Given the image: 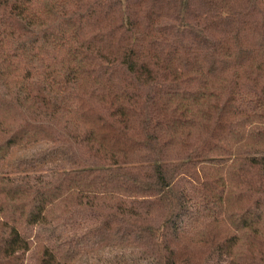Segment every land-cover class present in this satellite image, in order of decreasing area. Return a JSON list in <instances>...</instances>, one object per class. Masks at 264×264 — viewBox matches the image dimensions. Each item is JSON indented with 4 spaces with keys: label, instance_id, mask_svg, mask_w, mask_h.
<instances>
[{
    "label": "trees",
    "instance_id": "16d2710c",
    "mask_svg": "<svg viewBox=\"0 0 264 264\" xmlns=\"http://www.w3.org/2000/svg\"><path fill=\"white\" fill-rule=\"evenodd\" d=\"M81 257L264 264V0H0V264Z\"/></svg>",
    "mask_w": 264,
    "mask_h": 264
},
{
    "label": "rangeland",
    "instance_id": "374dc122",
    "mask_svg": "<svg viewBox=\"0 0 264 264\" xmlns=\"http://www.w3.org/2000/svg\"><path fill=\"white\" fill-rule=\"evenodd\" d=\"M46 145H34L28 148H15L11 150L8 158L3 164V168L8 176L23 175V174H39L43 173V167L30 166L28 162L33 158L34 153L41 149H44ZM133 254L132 251L127 249L117 250V249H101L89 252L86 254V262H93L99 258L107 257H124L129 258V255ZM84 261L83 257L77 259L73 264H81ZM85 261L82 263L84 264Z\"/></svg>",
    "mask_w": 264,
    "mask_h": 264
}]
</instances>
